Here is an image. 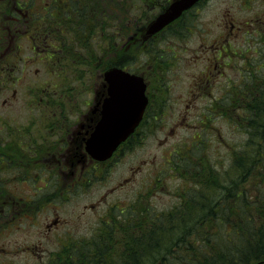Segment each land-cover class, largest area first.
I'll use <instances>...</instances> for the list:
<instances>
[{"label": "flooded vegetation", "instance_id": "flooded-vegetation-1", "mask_svg": "<svg viewBox=\"0 0 264 264\" xmlns=\"http://www.w3.org/2000/svg\"><path fill=\"white\" fill-rule=\"evenodd\" d=\"M172 1L13 0L7 6V0H0V9L4 11L0 16V95H3L2 106L5 109L0 114V233L9 221H37L40 189L55 188L62 183V199L66 201L70 187L83 189L90 181H98L100 174L108 170L119 154L138 151L152 134H160V142L164 141L166 145L167 139L182 130L189 116L187 110L196 107L200 96L208 98L211 110L230 107L233 82L226 69L236 61L232 60L229 45L233 32L208 40V46L204 44L207 40H203L202 48L208 54L202 70L191 76V90L183 98L185 110L179 109L169 120L165 118L162 87L163 79L167 78L168 63L162 54L164 49L160 50V44L156 42L162 35L163 43L184 41L185 35H190L188 30L193 27L194 15L208 0L196 2L163 30L151 37L146 36V24H139L136 14L151 12L158 15ZM132 13L136 16L133 17ZM62 20L73 23L77 28L83 27L82 34L68 30L67 34ZM260 24L264 25V12L256 13L255 18L246 24L244 34L250 36L243 40L245 53L238 56L242 75H239L241 81H235L237 88L244 89L249 76L258 77L264 72V26ZM182 25L185 30H181ZM104 29L111 31L109 39L104 37ZM138 45L151 52L146 57L152 66L150 75L147 71L126 67L128 60L124 63V58H130ZM176 50L175 44L167 48L166 54H175ZM120 51H124L121 56ZM90 52H97L102 58L109 55L111 59V64L95 76L100 84L91 90L86 89L87 79L92 75L86 64ZM233 58L236 59L235 56ZM38 65L47 79L43 80L42 76L43 81L39 78L28 80L26 75L24 79V71L29 72L30 68ZM108 67H119L142 78L146 105L132 132L108 160L98 162L91 160L87 153V142L117 131L113 124L119 114L118 95L110 96L104 79ZM156 68L159 71L154 76ZM61 74L63 76L58 79ZM34 75L39 74L36 71ZM221 76L226 78L225 82L212 95L210 91ZM76 77L79 81L77 89L65 86L62 97L55 100L56 83ZM80 95L82 100L75 101L80 99ZM18 99H21L18 103L21 106L13 108L12 103L17 104ZM175 153L180 161L182 151ZM159 183L155 180L154 186ZM58 222L55 218L46 225V230H52ZM3 243L0 244V264H7L1 261V258L6 260L7 255Z\"/></svg>", "mask_w": 264, "mask_h": 264}, {"label": "rangeland", "instance_id": "rangeland-1", "mask_svg": "<svg viewBox=\"0 0 264 264\" xmlns=\"http://www.w3.org/2000/svg\"><path fill=\"white\" fill-rule=\"evenodd\" d=\"M12 3L13 0H7V6ZM3 12V9H0V16ZM260 12L262 14L264 12V0H208L194 15V19L190 17L193 27L189 28L190 35L186 34L187 38L184 41L163 43L164 38L161 37L164 35L158 39L156 43L160 44V50L164 49L162 54L167 57L168 63L167 78L163 79L165 82L162 87L167 120L177 114L179 109L185 110L183 98L184 94L191 90L193 82L191 76L202 70L208 54L207 50L202 48L203 40H207L204 44L208 46V40L218 35L222 36V33L226 35L233 32L231 39L229 38V45L232 60L236 61L230 63V68H227L226 72L233 82L232 89L238 87L237 82L241 81L239 75H242L238 56L245 53L243 40L250 36L244 34L245 27L255 18V14ZM136 15L132 13L139 24L145 23L147 26L157 14L150 12ZM181 30H185L184 25ZM110 35L111 31L104 29V37L109 39ZM175 44L177 45L175 54H166L167 48ZM91 46L94 48L93 44ZM123 52L120 51V56ZM150 54V51L146 52L138 45L130 58H126L129 61L126 67L136 71H147L150 75L152 66H149L150 63L146 60ZM88 56L90 58L86 61L87 71L92 75L87 79L86 89L91 90L100 84L95 76L100 75L101 71L111 64V59L109 55L102 58L97 52L96 54L90 52ZM155 59L154 56L153 60ZM36 71L38 76L34 75ZM158 71L156 68L154 76ZM25 75L28 80L30 78L41 80L42 76L43 80L47 79L39 65L30 68L29 72L24 71V79ZM62 76L63 74L59 75L58 79ZM225 79L224 76L216 79L213 91H210L212 95L217 89L222 88ZM78 85L77 77L74 80L67 79L63 83L57 82L54 99L58 101L62 97L65 86L77 89ZM2 96L0 95V114L5 110L2 106ZM81 100L82 95L80 99H75ZM18 103H21V99L17 100V104L13 102L12 107L17 109V105L21 106ZM207 103H210L207 97L198 98L196 107L187 110L189 116L184 121L182 130L167 139L166 145L164 141L160 142V134H152L138 151H124L123 154H119L108 170L100 174L101 178L98 181H90L83 189L70 187L66 201L62 199V183L57 184L55 188L40 189L37 221L19 219L15 222L9 221L6 229L0 233V244L5 242L3 247L7 251L6 260L1 258V261L7 264H45L48 256L50 258L60 244L89 238L97 229L103 228L105 223H111L114 218H118L119 212L128 204L138 208L152 207L157 212L170 209L178 203L181 194L184 196L190 189L191 182L180 177L181 169L183 174L186 173L188 165H194L197 159L209 161L219 172L228 169L231 156L227 154V146L237 150L245 136L226 119L214 118L209 112L211 106ZM24 114L22 111V116ZM177 150L182 151L183 160L176 165L177 161L180 162L175 153ZM155 180L156 183L160 181L157 186H154ZM55 218H58L59 222L52 226V230L47 231L46 225L51 224Z\"/></svg>", "mask_w": 264, "mask_h": 264}, {"label": "trees", "instance_id": "trees-1", "mask_svg": "<svg viewBox=\"0 0 264 264\" xmlns=\"http://www.w3.org/2000/svg\"><path fill=\"white\" fill-rule=\"evenodd\" d=\"M62 22L66 33L82 34ZM210 113L245 136L237 150L227 146L228 169L195 160L181 171L191 185L176 205L157 212L128 204L89 238L60 244L45 264H264V72Z\"/></svg>", "mask_w": 264, "mask_h": 264}, {"label": "water", "instance_id": "water-1", "mask_svg": "<svg viewBox=\"0 0 264 264\" xmlns=\"http://www.w3.org/2000/svg\"><path fill=\"white\" fill-rule=\"evenodd\" d=\"M196 0H175L169 8L162 14L158 15L153 23L150 24V26L147 29V34L152 35L156 32H158L160 29H162L164 26H166L168 23L179 17V15L182 13L183 10L191 6ZM105 78H107L109 81L112 80V78H118V85L119 86H138L139 83L135 82V77L129 76L127 74H124L120 72L119 70L113 69L110 70L105 74ZM128 81V82H126ZM137 93V91H136ZM119 128L122 129L120 131V135L118 138L115 139V144L122 139L125 138L126 135L123 133L125 129L132 128L131 125L125 124L120 125ZM104 158V157H103Z\"/></svg>", "mask_w": 264, "mask_h": 264}, {"label": "bare ground", "instance_id": "bare-ground-1", "mask_svg": "<svg viewBox=\"0 0 264 264\" xmlns=\"http://www.w3.org/2000/svg\"><path fill=\"white\" fill-rule=\"evenodd\" d=\"M257 141H258V139H257ZM237 191H239V190H237ZM221 202V201H220ZM222 203V202H221ZM190 216H191V214H190ZM192 216H193V214H192ZM193 220V219H192ZM188 223H189V221H188Z\"/></svg>", "mask_w": 264, "mask_h": 264}]
</instances>
